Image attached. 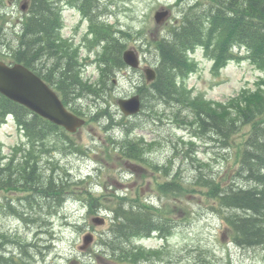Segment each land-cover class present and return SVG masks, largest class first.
<instances>
[{
	"label": "rangeland",
	"instance_id": "1",
	"mask_svg": "<svg viewBox=\"0 0 264 264\" xmlns=\"http://www.w3.org/2000/svg\"><path fill=\"white\" fill-rule=\"evenodd\" d=\"M213 2L215 0H101L98 10L124 47H136L142 67H157L156 40L167 34L190 6L198 3L199 10H208ZM21 3L13 0L6 7L0 5V16L8 12L11 17V21L6 22L3 41L13 43L16 31L21 30L24 14ZM166 9H170L164 18L167 20L157 21L155 13ZM63 17L64 38L81 46L79 58L86 64L85 82L94 84L102 95L83 97L71 103L82 111L87 122L76 133H68L66 140L72 144L65 142L62 130L51 132L46 142L49 152L41 161V172L44 178L52 174L64 181H68L65 176L69 172L71 183L81 179L89 183L70 184L63 206L51 210L47 200L31 198L27 201L26 192L0 190V204L14 207L0 206V250L25 258L28 264H128L123 261L120 249L103 245L115 236L114 214L110 208L124 198L156 207L170 204L168 217L174 226L168 230L167 238L158 234L133 241L119 238L126 243L124 246L145 248L140 264H264V245L243 247L233 242L219 213L210 206L211 201L204 198L201 189L159 195L162 183L175 177L185 185L193 183L200 170L225 177L238 163L240 146L236 143L245 140L250 125L241 126L233 138L234 147L228 148L211 134L196 131L193 116L186 107L171 106L155 95L144 98L141 94L142 111L133 116L125 115L118 99L134 95L138 87L146 83L143 70L127 65L118 67L111 62L104 74L97 61L102 48L90 49L88 43V46L84 44L89 30L91 32L85 14L66 4ZM236 50L238 57L230 60L219 73L213 70L214 61L201 46L191 50L189 56L196 63V70L187 76L186 82L193 95L229 104L241 96L244 88H257L261 77L264 78L263 69L248 58L244 47ZM103 110L108 114L104 115ZM111 134L121 144H128L125 140L128 137L132 149L141 143L136 153L142 154L143 159L121 156V149ZM0 141L4 153L9 154L25 147L28 139L10 116L0 125ZM53 161L57 163L56 171L52 170ZM89 174L91 178L87 177ZM237 182L246 184L243 180ZM92 193L95 197L92 199L100 203L90 211ZM20 213L29 219H23ZM99 218L105 221L95 222L94 219ZM89 233L93 238L86 242ZM3 234L6 237L1 239Z\"/></svg>",
	"mask_w": 264,
	"mask_h": 264
},
{
	"label": "trees",
	"instance_id": "2",
	"mask_svg": "<svg viewBox=\"0 0 264 264\" xmlns=\"http://www.w3.org/2000/svg\"><path fill=\"white\" fill-rule=\"evenodd\" d=\"M12 1L0 0V5L6 7ZM78 2L87 15L96 8V0ZM8 20H11L8 12L1 14L0 58L23 62L31 67L47 82L56 85L67 104L81 96L99 94L94 84L85 82L77 51L74 53L72 47L65 44L60 36L63 22L56 1L29 0L20 34L16 33V39H12L14 43L2 40ZM168 30L167 34L154 43L159 55L158 75L150 85L141 87L143 97L155 95L171 106L186 107L193 116L196 131L211 134L222 146L228 148L234 147L233 138L241 130V126L250 125V130L241 144L236 143V146H240L237 151L238 163L225 177H216L200 170L193 183L185 185L182 181H177L176 177L162 183L159 195L166 196L180 191L184 194L201 189V194L211 201L210 206L219 213L233 242L243 247L264 245V78L260 79L257 88L244 89L241 96L232 99L229 104L213 103L202 95L194 96L186 82L187 76L196 70V63L189 52L197 45L202 46L208 56L215 60L213 70L216 73L229 60L238 57L234 51L236 46L244 47L249 54L248 58L264 71V0H215L208 10H199L197 3L184 11L179 22ZM92 31L96 34V42L106 41L100 54V67L104 74L111 62L118 67L124 66L121 54L124 45L112 35L109 27L98 24L92 27ZM44 54L53 58L52 65L44 59L40 64L35 62ZM72 109L77 113L81 112L77 107ZM103 113L106 114L107 111ZM10 115L14 117L28 142L25 147L14 150L9 157L3 153L0 142V190L26 192L27 201L31 198L47 200L50 210L62 206L65 195L70 192V184L84 185L89 181L81 179L71 183L72 178H69L71 175L68 172L65 176L68 181L52 174L50 177H43L41 161L49 152L47 139L52 131L59 133L61 129L0 93V124ZM66 138L67 135L64 139ZM112 140L121 149V156L143 159L142 154L136 153L142 147L141 143L132 149L133 145L128 137L125 140L129 145ZM65 142L72 144L67 140ZM47 162L51 163L49 160ZM52 167L56 171L57 165ZM238 180H243L246 184H239ZM93 197L92 193L90 211L100 203ZM3 205L9 207L6 203ZM169 209L168 203L156 207L120 198L116 206L110 208L114 214L112 229L116 237L111 238V241H104L103 245L120 249L123 261H128V264H140V258L146 254L145 248L124 246L126 243L119 241V238L133 241L152 232L167 238L168 230L174 226L172 219L168 217ZM20 215L25 220L29 219L24 213ZM2 236L6 237L3 234L1 239ZM19 243L21 247L24 246L22 242ZM140 248L142 250L137 251ZM115 252L114 250V254ZM0 264L28 263L25 258H19L15 254L7 255L0 250Z\"/></svg>",
	"mask_w": 264,
	"mask_h": 264
},
{
	"label": "water",
	"instance_id": "3",
	"mask_svg": "<svg viewBox=\"0 0 264 264\" xmlns=\"http://www.w3.org/2000/svg\"><path fill=\"white\" fill-rule=\"evenodd\" d=\"M168 14L169 10L158 11L156 13L157 21H162ZM124 58L134 67L139 66L140 60L134 50L126 51ZM145 72L148 81L156 78L155 69L148 67ZM0 92L49 120L64 125L71 131H76L79 126L85 123L82 117L68 110L52 87L23 64L8 65L4 61H0ZM119 103L126 114L138 112L141 108L139 95L120 99ZM94 220L97 223L104 222V218ZM92 238V233H89L85 237L86 242Z\"/></svg>",
	"mask_w": 264,
	"mask_h": 264
}]
</instances>
